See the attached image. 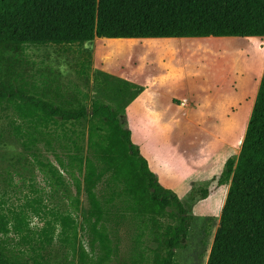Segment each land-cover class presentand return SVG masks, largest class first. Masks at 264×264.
I'll use <instances>...</instances> for the list:
<instances>
[{
	"label": "rangeland",
	"instance_id": "374dc122",
	"mask_svg": "<svg viewBox=\"0 0 264 264\" xmlns=\"http://www.w3.org/2000/svg\"><path fill=\"white\" fill-rule=\"evenodd\" d=\"M263 73L264 37L187 38L142 47L0 45V81L63 110L88 112L66 122L28 102L0 100V252L17 264H78L84 245L89 264H163L179 215L173 207H142L148 195L133 192L141 178L137 159L126 161L131 183L119 167L128 146L105 114L92 113L94 105L127 99L119 87L152 82L181 93L165 107V119L178 112L179 102H189L179 108L185 121L169 130L177 135H155L152 122L158 119L142 111V99L123 113L140 127L136 140L155 135L162 142L141 150L147 157L157 154L149 161L159 185L189 212L172 264H207L229 190L220 178L238 159ZM92 84L95 95L88 98ZM99 89L111 97L98 99ZM93 200L95 212L104 215L96 214L102 220L96 239L89 223Z\"/></svg>",
	"mask_w": 264,
	"mask_h": 264
},
{
	"label": "trees",
	"instance_id": "16d2710c",
	"mask_svg": "<svg viewBox=\"0 0 264 264\" xmlns=\"http://www.w3.org/2000/svg\"><path fill=\"white\" fill-rule=\"evenodd\" d=\"M97 37H264V0H0V45L86 43ZM0 100L25 101L47 117L66 122L88 115L86 108L63 110L2 81ZM92 113L93 118L105 114L112 132L128 146L129 154L119 167L120 175L131 183L132 168L127 167L126 161L137 159L141 178L131 189L136 195H148L142 207L176 209L180 222L167 242L168 253L163 262L172 264L175 249L189 229V212L177 195L159 185L118 112L107 105H94ZM220 183L229 185V190L207 264H264V73L238 159L227 163ZM96 201L93 200L89 215L94 239L99 234L95 228L102 223L96 217L100 212H95ZM78 256V264H89L84 245H80ZM0 264L17 263L0 252Z\"/></svg>",
	"mask_w": 264,
	"mask_h": 264
},
{
	"label": "crops",
	"instance_id": "0c3cea01",
	"mask_svg": "<svg viewBox=\"0 0 264 264\" xmlns=\"http://www.w3.org/2000/svg\"><path fill=\"white\" fill-rule=\"evenodd\" d=\"M187 38L184 39H174V38H162V39H108L105 37L102 38H95V40L90 41L93 42L94 45L97 47L98 44L100 46H102L103 44L107 45V44H113V45H117L119 47H125V46H145V45H155V42H165L167 43V45H174L176 43H180L182 41H184ZM215 40V38H214ZM175 42V43H174ZM147 43V44H145ZM62 52L58 51L57 54H60ZM66 53V52H64ZM55 54V55H57ZM93 85V86H92ZM91 85V88L89 89V95L88 98L93 97L92 95H95V87L94 84ZM119 87V86H117ZM55 89L57 90L58 87L56 86ZM21 90V89H20ZM103 90H105V88H103ZM102 89H99V93H98V99L100 100H104L106 98L111 97V95H104V91ZM118 93H121L122 95H127V99H125V97L123 99H118L119 101L116 103H110L109 105H113V106H118V108H120V112L122 114L119 115V118L121 120L122 125L124 126L125 129L129 130L131 132L132 135V141L136 146L137 151L139 152L140 157L145 158L150 165V161L149 159H157V154H152L150 157H147V155L144 153V151L141 150V148H154L155 146H157L156 148H160L162 145V142L158 141V139L155 137V135L157 137H163L162 136V130H164L163 135L164 136H171L172 134L177 135L176 131L170 132V128L172 126L175 125H179L180 121H185L183 120L184 115H182L183 113H180V109L185 108L183 107V103L187 106L189 105V102L186 103L185 101L179 102L178 103V112L174 113V115L172 117L170 116L169 119L167 120L165 119V107L168 108L170 106L171 103H174L175 101H177L180 97H181V93L179 92V89L175 88V89H171L170 87H166V86H160L158 84H154L152 82L149 83H143V84H139L136 82H130L128 86H124V87H119ZM28 95V94H27ZM34 97V96H33ZM87 98V99H88ZM139 99H142L141 102V107H142V111H146L147 113H149V115H153L156 119H158L157 121H151L153 123V128H157V132L154 135V138L156 139H151L152 137H147L146 140H136V136L138 132L140 130V127H138V123L133 120L129 114L128 116H125V113H123V110L128 104H134L137 103V100L139 101ZM117 101V99H116ZM124 103V104H122ZM112 108V107H111ZM180 108V109H179ZM195 106L192 105L190 107L191 112H194L195 110ZM194 110V111H192ZM130 112V110H129ZM173 123V124H172ZM161 129V130H160ZM176 129V128H175ZM148 129H146L145 131H147ZM150 131V130H149ZM151 135V134H150ZM148 158V159H147ZM152 170V169H151ZM153 171V170H152ZM154 172V171H153ZM155 173V172H154ZM156 175V173H155Z\"/></svg>",
	"mask_w": 264,
	"mask_h": 264
}]
</instances>
